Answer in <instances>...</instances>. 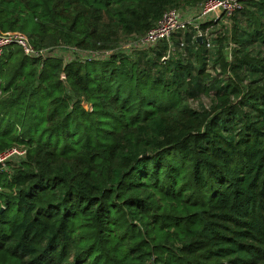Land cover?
<instances>
[{
	"label": "trees",
	"instance_id": "16d2710c",
	"mask_svg": "<svg viewBox=\"0 0 264 264\" xmlns=\"http://www.w3.org/2000/svg\"><path fill=\"white\" fill-rule=\"evenodd\" d=\"M200 1L0 0V33L102 51ZM243 6L164 61L5 49L0 154H27L0 163V264H264V0Z\"/></svg>",
	"mask_w": 264,
	"mask_h": 264
},
{
	"label": "built area",
	"instance_id": "2783aa9c",
	"mask_svg": "<svg viewBox=\"0 0 264 264\" xmlns=\"http://www.w3.org/2000/svg\"><path fill=\"white\" fill-rule=\"evenodd\" d=\"M249 1L253 0H201L199 3L191 5V7L188 8L181 6L172 7L163 14L161 19L148 32L141 35H132L124 39L117 48L102 51L91 49L79 50L67 46L36 49L25 33L2 32L0 33V57L3 55L6 48L15 45L20 47L27 56L41 60L60 57L65 63L74 60L102 61L109 59L116 53H126L130 55L136 51L141 52L155 49L160 46L162 42L167 41L169 50L161 59V61H164L177 50V47L172 42V37L176 33L191 26L197 31L196 37L200 36L202 39L205 37L209 40L210 29L218 27L215 29L216 34H218V32L222 30V26L231 28L233 17L244 7L243 5ZM204 23H213V25H211V28L203 30L200 25ZM210 45V42H208L207 46ZM183 46L184 42L181 41L180 47ZM229 50H232V46H229ZM26 154V148H9L5 150L4 153L0 154V163L5 166L7 159H22L25 158ZM148 264L152 263L149 262Z\"/></svg>",
	"mask_w": 264,
	"mask_h": 264
},
{
	"label": "rangeland",
	"instance_id": "374dc122",
	"mask_svg": "<svg viewBox=\"0 0 264 264\" xmlns=\"http://www.w3.org/2000/svg\"><path fill=\"white\" fill-rule=\"evenodd\" d=\"M181 7L188 8V7H191V5L190 4H183ZM201 102H204L205 105H210L211 104V97L203 96ZM8 161H12V163L16 164L20 160L19 159H14V158H9V159H7L6 163Z\"/></svg>",
	"mask_w": 264,
	"mask_h": 264
},
{
	"label": "water",
	"instance_id": "95a60500",
	"mask_svg": "<svg viewBox=\"0 0 264 264\" xmlns=\"http://www.w3.org/2000/svg\"><path fill=\"white\" fill-rule=\"evenodd\" d=\"M197 40L201 43L202 37L198 36ZM62 80L65 82V84L67 85V87L69 88V84L67 83V78L66 76H63Z\"/></svg>",
	"mask_w": 264,
	"mask_h": 264
}]
</instances>
